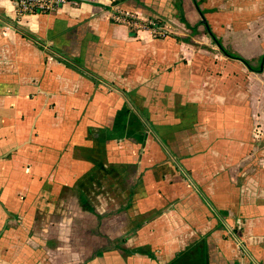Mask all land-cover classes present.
<instances>
[{
    "label": "crops",
    "instance_id": "1",
    "mask_svg": "<svg viewBox=\"0 0 264 264\" xmlns=\"http://www.w3.org/2000/svg\"><path fill=\"white\" fill-rule=\"evenodd\" d=\"M77 1L0 0V264H264V0Z\"/></svg>",
    "mask_w": 264,
    "mask_h": 264
},
{
    "label": "built area",
    "instance_id": "2",
    "mask_svg": "<svg viewBox=\"0 0 264 264\" xmlns=\"http://www.w3.org/2000/svg\"><path fill=\"white\" fill-rule=\"evenodd\" d=\"M70 3L77 5V0H16L17 13L23 15L32 12L50 13L57 11L63 5ZM113 21L117 23L127 24L129 27H134L137 30L148 28L153 35H158L163 32L161 26L156 24V21L150 17H141L136 12L128 9L116 8L110 14Z\"/></svg>",
    "mask_w": 264,
    "mask_h": 264
},
{
    "label": "trees",
    "instance_id": "3",
    "mask_svg": "<svg viewBox=\"0 0 264 264\" xmlns=\"http://www.w3.org/2000/svg\"><path fill=\"white\" fill-rule=\"evenodd\" d=\"M151 18H153V17H151ZM155 21H156V24L157 25H159V26H163L162 27V29H163V32L160 34H158V35H156V37H165L166 35H168L169 34V32L168 31H166L165 29H164V25H163V21L161 20V19H159V18H153ZM130 29H131V31L132 32H135L137 29L136 28H134V27H131L130 26ZM216 40H217V42L219 43V44H221V41L218 39V38H216ZM233 55H235L236 57H239V58H241L238 54H233ZM245 61V60H244ZM245 62H248L247 60L245 61Z\"/></svg>",
    "mask_w": 264,
    "mask_h": 264
},
{
    "label": "bare ground",
    "instance_id": "4",
    "mask_svg": "<svg viewBox=\"0 0 264 264\" xmlns=\"http://www.w3.org/2000/svg\"><path fill=\"white\" fill-rule=\"evenodd\" d=\"M151 18V17H150Z\"/></svg>",
    "mask_w": 264,
    "mask_h": 264
}]
</instances>
